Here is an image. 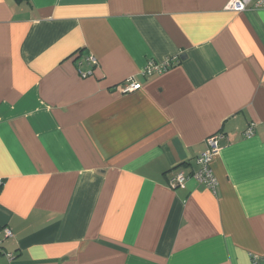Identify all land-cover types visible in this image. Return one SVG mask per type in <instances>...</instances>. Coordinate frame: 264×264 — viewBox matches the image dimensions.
I'll list each match as a JSON object with an SVG mask.
<instances>
[{"label":"crops","instance_id":"1","mask_svg":"<svg viewBox=\"0 0 264 264\" xmlns=\"http://www.w3.org/2000/svg\"><path fill=\"white\" fill-rule=\"evenodd\" d=\"M227 2L0 0V264H264V8Z\"/></svg>","mask_w":264,"mask_h":264},{"label":"built area","instance_id":"2","mask_svg":"<svg viewBox=\"0 0 264 264\" xmlns=\"http://www.w3.org/2000/svg\"><path fill=\"white\" fill-rule=\"evenodd\" d=\"M250 4L253 5L255 8H264V0H228L225 9L241 12L245 10ZM91 63L93 65L96 63L95 59L92 57L90 58ZM169 67V63L165 62L163 64H155L153 62H148L147 66L144 68V72H142L145 76H150L154 73H161L165 71ZM122 92H132L138 90L141 85L139 82H136L132 77L127 80L125 84H123ZM253 132L252 126H249L245 131L246 135H251ZM218 133H215L208 138H206V149L201 153L199 156L198 162L200 163V169L194 173V177L200 181L201 183L205 184L208 187L214 188L217 181L212 173V169L210 167L211 158L217 153L219 149L218 145ZM188 178L186 174L183 172L177 173L174 177L169 180V187L170 188H177L182 187L185 180ZM13 233L12 230L8 226H3L0 228V253L3 252L2 243L5 238L12 237ZM7 258H11L12 254L5 253ZM251 264H259L258 260L254 258Z\"/></svg>","mask_w":264,"mask_h":264},{"label":"trees","instance_id":"3","mask_svg":"<svg viewBox=\"0 0 264 264\" xmlns=\"http://www.w3.org/2000/svg\"><path fill=\"white\" fill-rule=\"evenodd\" d=\"M2 249H3V246H2Z\"/></svg>","mask_w":264,"mask_h":264}]
</instances>
